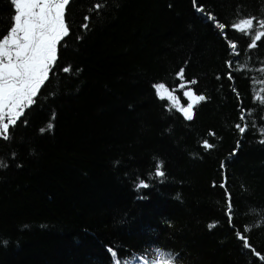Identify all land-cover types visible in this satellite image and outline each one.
Masks as SVG:
<instances>
[{"label": "trees", "instance_id": "1", "mask_svg": "<svg viewBox=\"0 0 264 264\" xmlns=\"http://www.w3.org/2000/svg\"><path fill=\"white\" fill-rule=\"evenodd\" d=\"M198 4L70 0L49 80L0 138V264H114L109 249L128 264L157 250L175 264H264V38L249 49L248 36L227 28L225 39L207 15L264 17V0ZM13 15L0 0V36ZM181 68L207 98L191 121L153 89L175 86Z\"/></svg>", "mask_w": 264, "mask_h": 264}, {"label": "snow or ice", "instance_id": "2", "mask_svg": "<svg viewBox=\"0 0 264 264\" xmlns=\"http://www.w3.org/2000/svg\"><path fill=\"white\" fill-rule=\"evenodd\" d=\"M10 2L14 8L12 25L5 34L0 36V138L4 140L11 138L10 128L14 127L25 116L26 110L37 102L42 86L49 80L50 73L57 62L58 45L70 34L66 23V6L69 5L70 0H10ZM193 6L196 11L203 12V5L198 4V0H193ZM95 7L99 10L102 5L97 4ZM207 15L225 39H227V28L248 36L249 49L257 47V42L264 38V17H242L230 25H225L211 13ZM87 20L86 16L85 23L82 24L83 28L88 27ZM229 44L231 54L239 56L238 44L235 41H230ZM235 63L238 62L234 60L226 62L229 68L226 75L229 80L233 78ZM63 71L67 73L70 69L65 67ZM177 80L179 82L175 86L170 87L161 82L153 84V89L158 99L168 101L170 108L181 113L185 120L191 121L194 117V109L207 98L193 90L191 85H195L197 81L187 80L184 68L177 73ZM178 92H182L183 97L187 99L186 105L181 103ZM240 119H245L243 113ZM51 127L52 125L49 124L48 128ZM236 127L241 134L247 131V127L241 124H237ZM41 131L44 130L41 129ZM260 142L264 143V139ZM202 146L205 149L213 147L207 140ZM154 175L164 177L165 173L162 171L161 164L156 165ZM137 187L147 188L149 185L141 180ZM226 214L230 226L234 227L230 198L227 202ZM237 238L243 242L244 248L252 249L248 238L243 233L237 232ZM109 251L114 264H128L127 261L119 259L117 251L113 249ZM253 252L260 256L254 249ZM260 258L264 260V256ZM148 264H175V258L157 250L155 256L148 260Z\"/></svg>", "mask_w": 264, "mask_h": 264}]
</instances>
